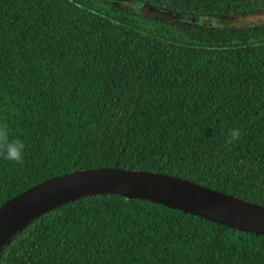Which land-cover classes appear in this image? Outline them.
<instances>
[{"label": "trees", "instance_id": "16d2710c", "mask_svg": "<svg viewBox=\"0 0 264 264\" xmlns=\"http://www.w3.org/2000/svg\"><path fill=\"white\" fill-rule=\"evenodd\" d=\"M135 1L0 0V125L26 146L0 207L100 167L264 206V0ZM0 264H264V234L102 192L17 225Z\"/></svg>", "mask_w": 264, "mask_h": 264}, {"label": "water", "instance_id": "95a60500", "mask_svg": "<svg viewBox=\"0 0 264 264\" xmlns=\"http://www.w3.org/2000/svg\"><path fill=\"white\" fill-rule=\"evenodd\" d=\"M140 10L135 0H120ZM120 193L153 200L242 230L264 234V206L185 179L158 172L100 167L52 177L22 191L0 207V241L17 225L83 195Z\"/></svg>", "mask_w": 264, "mask_h": 264}, {"label": "clouds", "instance_id": "9594fccd", "mask_svg": "<svg viewBox=\"0 0 264 264\" xmlns=\"http://www.w3.org/2000/svg\"><path fill=\"white\" fill-rule=\"evenodd\" d=\"M240 130L230 129L227 133L226 145L240 139ZM25 144L19 138H11L8 126L0 125V158L14 164H22L24 160Z\"/></svg>", "mask_w": 264, "mask_h": 264}, {"label": "rangeland", "instance_id": "374dc122", "mask_svg": "<svg viewBox=\"0 0 264 264\" xmlns=\"http://www.w3.org/2000/svg\"><path fill=\"white\" fill-rule=\"evenodd\" d=\"M182 18L181 16H175V18ZM189 20H191L192 22H211L212 19L211 18H203V17H198V18H189Z\"/></svg>", "mask_w": 264, "mask_h": 264}]
</instances>
